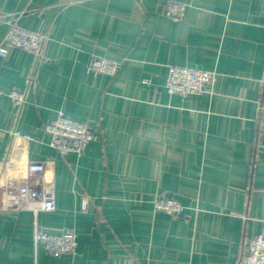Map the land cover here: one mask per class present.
Wrapping results in <instances>:
<instances>
[{
  "label": "crops",
  "instance_id": "obj_1",
  "mask_svg": "<svg viewBox=\"0 0 264 264\" xmlns=\"http://www.w3.org/2000/svg\"><path fill=\"white\" fill-rule=\"evenodd\" d=\"M167 1L0 0V45L9 20L49 37L41 61L0 52V264H244L264 234V0H176L178 20ZM92 56L121 66L95 72ZM173 64L215 74L204 92L171 94ZM60 111L98 135L81 154L49 145ZM29 161L47 167L53 211L4 206ZM158 195L183 213L156 210ZM36 221L76 232L77 253L36 244Z\"/></svg>",
  "mask_w": 264,
  "mask_h": 264
},
{
  "label": "built area",
  "instance_id": "obj_2",
  "mask_svg": "<svg viewBox=\"0 0 264 264\" xmlns=\"http://www.w3.org/2000/svg\"><path fill=\"white\" fill-rule=\"evenodd\" d=\"M187 3L168 0L164 7L167 16L174 20L180 19L187 8ZM5 17L0 14V18ZM8 30L1 42L0 52H7L9 46L23 48L35 56L39 61L44 56V48L48 42V35L44 32L30 30L17 21L9 20ZM121 63L106 57L92 56L90 67L95 72L114 75ZM214 72L182 65H170L166 87L169 93L181 96L198 94L207 90L211 84ZM10 97L14 105L20 108L26 100V92L13 89ZM44 130L49 136V145L62 155L68 153L81 154L85 147L98 135L88 124L74 119L60 111L56 118L45 123ZM31 139L32 137L27 136ZM47 167L42 161H29L21 179L10 180L4 190V206L9 209H25L37 214L40 211H53L56 207V191L52 181L45 178ZM155 209L169 215L179 216L185 206L176 198L158 195L154 199ZM86 202L84 203V208ZM34 241L43 244L45 248L55 254H76L78 236L74 231L64 233H49L35 222ZM244 264H264V234L253 237L245 249Z\"/></svg>",
  "mask_w": 264,
  "mask_h": 264
}]
</instances>
